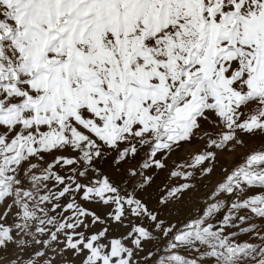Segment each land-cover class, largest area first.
Returning <instances> with one entry per match:
<instances>
[{
    "label": "snow or ice",
    "instance_id": "1",
    "mask_svg": "<svg viewBox=\"0 0 264 264\" xmlns=\"http://www.w3.org/2000/svg\"><path fill=\"white\" fill-rule=\"evenodd\" d=\"M0 264H264V0H0Z\"/></svg>",
    "mask_w": 264,
    "mask_h": 264
},
{
    "label": "rangeland",
    "instance_id": "2",
    "mask_svg": "<svg viewBox=\"0 0 264 264\" xmlns=\"http://www.w3.org/2000/svg\"><path fill=\"white\" fill-rule=\"evenodd\" d=\"M191 151L190 148L186 147L185 149L181 150L180 152L176 153L173 157V159H178V160H183L184 158H186L187 153Z\"/></svg>",
    "mask_w": 264,
    "mask_h": 264
},
{
    "label": "crops",
    "instance_id": "3",
    "mask_svg": "<svg viewBox=\"0 0 264 264\" xmlns=\"http://www.w3.org/2000/svg\"><path fill=\"white\" fill-rule=\"evenodd\" d=\"M178 160V159H177Z\"/></svg>",
    "mask_w": 264,
    "mask_h": 264
}]
</instances>
